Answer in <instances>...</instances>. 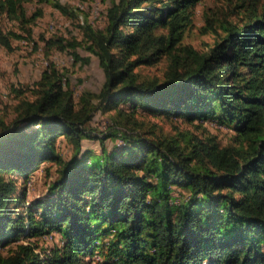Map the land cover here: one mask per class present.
Listing matches in <instances>:
<instances>
[{
    "label": "trees",
    "instance_id": "1",
    "mask_svg": "<svg viewBox=\"0 0 264 264\" xmlns=\"http://www.w3.org/2000/svg\"><path fill=\"white\" fill-rule=\"evenodd\" d=\"M24 1L0 0V13L26 21ZM200 1L112 0L104 27L84 26L99 91L76 100L53 68L18 93L14 118L0 121V264H264V0H236L241 23L206 15V49L183 43ZM161 58L162 76L135 70ZM108 109L113 122L94 128ZM138 113L213 121L233 142L163 135ZM94 139L101 152L84 146ZM53 164L47 194L26 200L20 178Z\"/></svg>",
    "mask_w": 264,
    "mask_h": 264
},
{
    "label": "rangeland",
    "instance_id": "2",
    "mask_svg": "<svg viewBox=\"0 0 264 264\" xmlns=\"http://www.w3.org/2000/svg\"><path fill=\"white\" fill-rule=\"evenodd\" d=\"M56 3L64 6L65 10ZM111 3L112 0H25L23 6L27 14L26 21L0 13V121L14 118L18 93L23 90L25 96H30L31 88L41 78L44 70L51 71L55 68L65 77L64 86L74 92L76 100L85 91H99L106 77L98 55L86 48L84 26L89 23L96 28L104 27L107 8ZM206 15L218 19L227 18L237 23L245 18L243 8L236 6V0H201L193 9V23L186 29L183 43L200 49H206L213 43L215 34L203 29L208 26ZM219 30L221 31L220 28ZM57 37L64 40L65 47L48 43ZM72 40L81 42L76 49L77 55L70 46ZM165 66V58H161L153 64L138 66L135 70L142 78H147L162 76ZM136 116L147 127H152L163 135L177 137L180 133L204 132L216 136L222 144L233 142L234 131L213 121H205V128L202 130L196 127V123L180 118L144 113ZM114 117L111 109L98 111L91 125L100 131L105 130ZM118 141V138H110L106 143L111 147ZM84 146L101 152V144L97 139L84 140ZM62 151L68 156L72 152V146L64 141ZM60 175L59 166L53 164L49 174L40 166L31 177H21L20 182L26 186V200L46 195L48 183L57 180ZM54 242V239L48 238L44 241V246H51ZM47 255L51 256L49 251Z\"/></svg>",
    "mask_w": 264,
    "mask_h": 264
}]
</instances>
